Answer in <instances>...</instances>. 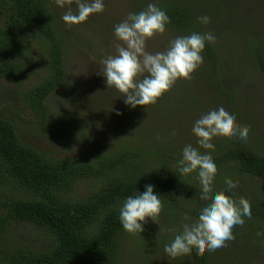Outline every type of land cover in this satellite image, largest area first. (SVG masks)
Returning a JSON list of instances; mask_svg holds the SVG:
<instances>
[{
  "label": "rangeland",
  "instance_id": "374dc122",
  "mask_svg": "<svg viewBox=\"0 0 264 264\" xmlns=\"http://www.w3.org/2000/svg\"><path fill=\"white\" fill-rule=\"evenodd\" d=\"M45 1L61 25L59 30L65 41L68 72L67 81L45 102L48 113L45 121L40 124L36 120L25 97L27 89L47 73L46 46L41 40L30 45L28 55L32 63L28 72L15 84L0 81V117L10 120L19 137L34 149L56 158L88 159L117 151L121 146L145 145L142 149L146 152L145 159L160 166L162 163L154 154L157 149L171 146L178 152L188 143L197 146V138L191 132L194 122L210 109L224 105L235 111L239 124L249 126L248 138L244 141L264 154V74L252 54L256 45L264 54V0H230L234 1L231 5L228 0H206V3L180 0L197 12L193 28L179 30L166 26L165 33L147 40L146 50L162 52L177 36L210 31L216 41L208 44L224 63L217 67V78L211 76V87L206 78L210 71L206 63H202L191 79H178L155 104L135 108L124 104V97L117 89L107 87L100 61L108 55H115L116 46L122 44L114 36L113 26L128 13L139 12L149 3H156L161 8L173 0H104L103 12L92 14L85 22L74 25H67L61 19L65 8L57 7L54 0ZM210 4L217 5L213 13L209 10ZM71 7L76 10L75 2ZM207 8L211 15H207ZM201 15L211 17L210 23L201 24L197 19ZM188 87L196 96H186ZM216 88L228 93L233 104L225 94L216 93ZM177 99L184 100L179 107L175 106ZM195 99L201 101L196 107L202 110L196 114L191 110ZM229 139L240 140L236 137ZM229 166L222 164L216 168L214 190L221 189L220 182L226 177L224 172L230 170ZM244 178L242 185L236 181L239 186L246 181L242 190L245 197L260 200L259 204L264 206V181ZM99 185L95 179L81 180L72 192L77 197H85ZM13 192L11 187L1 184L0 200L2 195ZM203 203L191 197L186 205L189 211H193L191 215L184 209L162 207L155 223L146 218L141 233L127 232L120 238L116 258L111 264H180L177 260L180 256L170 258L164 253V245L181 230V225L186 222L184 215L194 220ZM244 219L243 225L233 227V240L210 252V264H264V224L253 217ZM47 244L48 237L44 232L29 227L0 237V249L2 245L6 246L5 249H42Z\"/></svg>",
  "mask_w": 264,
  "mask_h": 264
},
{
  "label": "trees",
  "instance_id": "16d2710c",
  "mask_svg": "<svg viewBox=\"0 0 264 264\" xmlns=\"http://www.w3.org/2000/svg\"><path fill=\"white\" fill-rule=\"evenodd\" d=\"M192 1L206 3V0ZM228 2L231 5L234 1ZM208 7L213 13L217 5ZM49 8L45 0H0V81L17 83L31 66L30 45L41 40L46 46L47 73L25 94L28 106L40 124L48 115L47 98L68 78L61 25ZM161 8L170 17L168 27L193 28L197 12L192 6L190 10L186 2L173 0ZM209 10L206 9L207 15ZM252 54L264 74L262 48L256 45ZM202 55L203 63L210 71L206 78L211 87V76L217 78V67L224 62L219 61L208 43ZM187 90V97L190 94L196 96L190 87ZM216 93L225 94L232 102L230 95L220 88H216ZM183 101L177 99L175 106L179 107ZM198 101L201 103L195 99L191 108L195 114L202 112L196 107ZM213 143L216 168L222 164L230 165V170L223 176L239 180L240 185L244 177L264 181V154L244 140L230 141L228 136H219ZM144 146H121L117 151L88 159L56 158L24 142L13 123L0 117V185L14 190L2 195L0 200V237L23 227L39 229L48 237V244L42 249H5L2 245L0 264H111L116 258L120 238L127 233L120 224L119 209L126 197L135 195L136 191L142 193L147 184L154 185L162 207L184 209L191 215L193 211L186 205L191 197L200 199V188L198 181L191 176H181L177 171L176 161L181 158V151L177 152L171 146L157 149L154 154L162 163L158 166L145 159ZM224 178L220 188H224ZM94 179L100 185L85 197L73 194L79 181ZM244 185L239 186L237 181V187L228 194L237 200L246 198L251 205V217L264 224V206L259 204L260 200L245 197ZM209 258V251L197 253L193 249L189 255H181L177 260L180 264H210Z\"/></svg>",
  "mask_w": 264,
  "mask_h": 264
},
{
  "label": "clouds",
  "instance_id": "9594fccd",
  "mask_svg": "<svg viewBox=\"0 0 264 264\" xmlns=\"http://www.w3.org/2000/svg\"><path fill=\"white\" fill-rule=\"evenodd\" d=\"M73 2L75 11L71 7ZM54 3L66 9L61 19L67 25L83 23L90 15L101 13L105 8L104 0H54ZM197 19L203 25L211 21L207 15ZM169 23L168 14L156 3H149L145 9L128 13L113 26L114 36L122 44L116 46L115 55L101 59V72L107 87L117 89L124 97V104L131 108L155 104L178 79H191L204 62L202 53L206 43L216 41L210 31L193 32L171 40L165 51H147V40L165 33ZM249 130V126L236 121L235 111L224 105L210 109L194 122L191 132L197 138V146L188 143L181 149L176 169L181 176H191L198 181L200 199L204 203L194 220L184 215L186 222L181 225V230L164 245L168 257L189 255L193 249L199 253L224 247L227 241L235 238L233 227L243 225L245 217L251 219L250 202L244 197L237 200L228 194L237 187V181L225 177L224 188L214 190L216 164L212 155L214 137L227 135L246 140ZM144 188L142 193L136 191L135 195L126 197L119 209L120 224L131 234L143 231L146 218L155 223L163 206L160 195L154 192V185L147 184Z\"/></svg>",
  "mask_w": 264,
  "mask_h": 264
}]
</instances>
